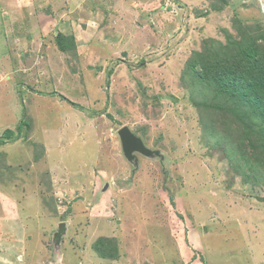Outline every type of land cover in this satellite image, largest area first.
<instances>
[{
    "label": "rangeland",
    "instance_id": "374dc122",
    "mask_svg": "<svg viewBox=\"0 0 264 264\" xmlns=\"http://www.w3.org/2000/svg\"><path fill=\"white\" fill-rule=\"evenodd\" d=\"M263 2L0 0V264H264Z\"/></svg>",
    "mask_w": 264,
    "mask_h": 264
},
{
    "label": "water",
    "instance_id": "95a60500",
    "mask_svg": "<svg viewBox=\"0 0 264 264\" xmlns=\"http://www.w3.org/2000/svg\"><path fill=\"white\" fill-rule=\"evenodd\" d=\"M118 134L121 140V144L123 146V150L125 152L126 157L128 158V160H136L135 156H133V154H131V152L133 150H139L142 153H145L146 155H153L155 154L154 151L146 148L141 139L137 136H135L134 134L131 133V131L129 130V128L124 125L122 126L119 130H118Z\"/></svg>",
    "mask_w": 264,
    "mask_h": 264
},
{
    "label": "trees",
    "instance_id": "16d2710c",
    "mask_svg": "<svg viewBox=\"0 0 264 264\" xmlns=\"http://www.w3.org/2000/svg\"><path fill=\"white\" fill-rule=\"evenodd\" d=\"M261 115H262V114H261V113H259L257 116H255V115H254V116H253V118H255V119L259 120V118H261ZM260 126L262 127V125H261V124H260Z\"/></svg>",
    "mask_w": 264,
    "mask_h": 264
},
{
    "label": "crops",
    "instance_id": "0c3cea01",
    "mask_svg": "<svg viewBox=\"0 0 264 264\" xmlns=\"http://www.w3.org/2000/svg\"><path fill=\"white\" fill-rule=\"evenodd\" d=\"M1 1H3V0H1ZM2 37H5L4 34L1 35V38H2ZM2 39H3V38H2ZM2 59H3V58H2ZM0 78H1V77H0Z\"/></svg>",
    "mask_w": 264,
    "mask_h": 264
},
{
    "label": "bare ground",
    "instance_id": "6f19581e",
    "mask_svg": "<svg viewBox=\"0 0 264 264\" xmlns=\"http://www.w3.org/2000/svg\"><path fill=\"white\" fill-rule=\"evenodd\" d=\"M262 2H263V0H262ZM264 3V2H263ZM103 154V153H102Z\"/></svg>",
    "mask_w": 264,
    "mask_h": 264
}]
</instances>
